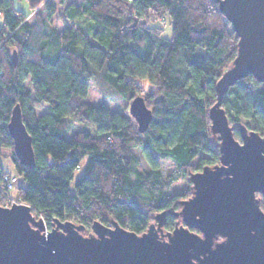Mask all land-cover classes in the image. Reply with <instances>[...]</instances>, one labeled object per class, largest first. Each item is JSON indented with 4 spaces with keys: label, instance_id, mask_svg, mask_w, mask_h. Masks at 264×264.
<instances>
[{
    "label": "trees",
    "instance_id": "obj_1",
    "mask_svg": "<svg viewBox=\"0 0 264 264\" xmlns=\"http://www.w3.org/2000/svg\"><path fill=\"white\" fill-rule=\"evenodd\" d=\"M14 1L0 0V205L26 204L48 230L70 221L85 234L94 222H115L141 235L156 214L180 211L192 196L190 174L219 163L209 110L239 39L218 0H26L27 13ZM166 15L170 39L156 24ZM54 17L61 24L85 22L60 31ZM96 75L129 103L146 99L153 121L145 133L129 111L87 101V83ZM16 105L32 137V169L14 154L8 124ZM222 106L236 139L240 125L264 136V83L253 76L238 81ZM76 125L82 129L72 134ZM6 151L21 178L16 200L3 183L10 174L2 163ZM165 160L176 173L163 174L159 161ZM181 179L183 188L171 193ZM177 223L181 218L168 215L165 232Z\"/></svg>",
    "mask_w": 264,
    "mask_h": 264
},
{
    "label": "water",
    "instance_id": "obj_2",
    "mask_svg": "<svg viewBox=\"0 0 264 264\" xmlns=\"http://www.w3.org/2000/svg\"><path fill=\"white\" fill-rule=\"evenodd\" d=\"M219 9L238 37V54L215 85L209 110L211 131L219 141V163L191 173L192 196L178 212L154 216L141 235L112 223L94 222L91 233L70 221L47 230L32 208L0 205V264H264V136L245 125L236 139L223 99L238 81L253 76L264 83V0H218ZM14 65L16 54L12 56ZM140 133L153 121L143 96L129 103ZM14 154L35 167L32 137L20 105L8 124ZM182 223L165 232L166 217Z\"/></svg>",
    "mask_w": 264,
    "mask_h": 264
},
{
    "label": "rangeland",
    "instance_id": "obj_3",
    "mask_svg": "<svg viewBox=\"0 0 264 264\" xmlns=\"http://www.w3.org/2000/svg\"><path fill=\"white\" fill-rule=\"evenodd\" d=\"M60 0H54L55 3H58ZM77 4H80L82 2V0H74ZM14 7L16 9H19L25 13H27L29 11V6L26 0H15L14 1ZM33 18V17H32ZM85 21L81 20V22H67L66 24H61L60 21L54 17L53 18V27H57L60 31L64 30V28L66 27H77L79 25L84 24ZM158 25H160L163 28V37L170 39L172 36V25H171V20L170 17L168 15H166L164 17L163 20L161 21H157ZM0 24H1V19H0ZM141 83L145 86V90L148 91L151 86L149 85V83L146 80H142ZM88 87H89V94L87 97V101L90 102L91 104H106L112 112H118V113H125L126 111H129L128 107H129V102L123 100V98L119 97L118 95H116L115 93H113L111 91V89L102 81V77L101 75H96V77L93 80L88 81ZM48 112V108L47 106H45L44 108H42L41 110L37 111V114L39 116H43ZM82 128L78 125H76L72 131V134L81 130ZM7 151L5 152V155L3 157L2 160H5V167H10L13 169V172L10 173L14 176H17L16 174V170L14 168L13 162L11 161V158L9 157V155H7ZM4 162V161H3ZM87 163V159L84 160V162L82 163V168L85 166V164ZM160 164V169L163 172V174L166 176L168 174H172V173H176V167L173 164L172 161L169 160H165V161H159ZM140 170L142 171H146L147 170V166L145 165H141ZM83 171L78 170L75 174V179H78L81 175H82ZM19 177V176H18ZM19 184L21 183V178L19 177ZM184 180H179L177 181L172 189H171V193H177L179 190H181L184 186ZM17 187L18 185H16L11 191V197L12 200H16L17 198ZM8 207V206H7ZM47 227V226H46ZM48 230V229H47Z\"/></svg>",
    "mask_w": 264,
    "mask_h": 264
},
{
    "label": "built area",
    "instance_id": "obj_4",
    "mask_svg": "<svg viewBox=\"0 0 264 264\" xmlns=\"http://www.w3.org/2000/svg\"><path fill=\"white\" fill-rule=\"evenodd\" d=\"M19 177L12 174H6L3 177L4 186L8 191H11L19 183Z\"/></svg>",
    "mask_w": 264,
    "mask_h": 264
},
{
    "label": "crops",
    "instance_id": "obj_5",
    "mask_svg": "<svg viewBox=\"0 0 264 264\" xmlns=\"http://www.w3.org/2000/svg\"><path fill=\"white\" fill-rule=\"evenodd\" d=\"M4 161V162H3ZM2 163H3V166H4V169L8 172V173H12L13 172V169L12 168H10V167H5V160H2ZM6 165H7V163H6Z\"/></svg>",
    "mask_w": 264,
    "mask_h": 264
}]
</instances>
